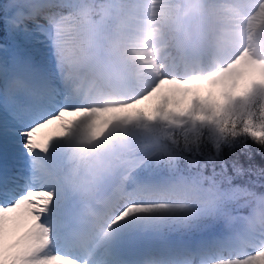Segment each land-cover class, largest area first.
Listing matches in <instances>:
<instances>
[{
    "label": "snow or ice",
    "instance_id": "snow-or-ice-1",
    "mask_svg": "<svg viewBox=\"0 0 264 264\" xmlns=\"http://www.w3.org/2000/svg\"><path fill=\"white\" fill-rule=\"evenodd\" d=\"M37 2L39 7H30L6 0L3 6L15 28L48 41L53 67L38 82L14 79L0 95V264H89L93 250L125 218L198 215L183 200L140 202L134 195L136 156L114 147L134 130L152 141L157 162L183 161L218 179L226 200L237 193L264 194L255 190L264 188V168H245L238 160L229 165L222 155L225 147L239 148L251 158L248 140L264 147V58L253 55L264 43V0H251L246 17L228 11L230 31L242 43L225 61L192 69L170 53L158 62L151 44L173 25L181 8L177 0ZM180 15L193 28L206 20L191 8ZM118 17L125 20L123 43L109 51L104 36ZM89 51L126 71H153L128 90L85 88L69 66ZM209 145L214 152L206 154ZM246 174L245 183L235 182ZM72 243L85 252L83 258L60 250ZM211 264H264V234L247 250Z\"/></svg>",
    "mask_w": 264,
    "mask_h": 264
},
{
    "label": "clouds",
    "instance_id": "clouds-1",
    "mask_svg": "<svg viewBox=\"0 0 264 264\" xmlns=\"http://www.w3.org/2000/svg\"><path fill=\"white\" fill-rule=\"evenodd\" d=\"M22 2L30 7H39L37 0ZM177 2L181 8L173 25L165 26L163 34L151 42L158 62L170 53L171 57L178 60L180 66L185 69L213 67L225 61L242 43V40L230 31L228 11L237 9L242 17H246L250 14L251 0H177ZM184 8H191L196 14H206L205 22L193 28L180 15ZM96 11H102V6H98ZM241 22L243 23V20ZM177 26L179 31L176 30ZM124 28L125 20L118 17L113 31L104 36L107 50L115 51L123 43ZM253 55L264 58V43L254 49ZM69 71L85 88L91 86L98 90H128L134 82L146 79L153 69L145 66L143 71H126L111 59L98 58L95 52L89 51L83 54L78 64L70 65ZM114 147L121 154L137 155V140L133 132L117 142ZM173 151L176 149L173 148ZM153 159L157 160L156 157ZM160 164L169 170L170 177H174L175 184L180 186V190L175 192L176 198L199 209L198 215L202 218L221 223L227 238L235 245V252L247 250L256 236L264 234V194L254 197L237 193L235 198L229 201L225 199L221 182L213 179L211 174L188 168V174L185 175L179 168V161L175 164L161 161ZM93 199L98 204L103 203L102 196L94 195ZM189 223L190 221L185 218V226ZM143 264H157V261L145 259Z\"/></svg>",
    "mask_w": 264,
    "mask_h": 264
},
{
    "label": "rangeland",
    "instance_id": "rangeland-1",
    "mask_svg": "<svg viewBox=\"0 0 264 264\" xmlns=\"http://www.w3.org/2000/svg\"><path fill=\"white\" fill-rule=\"evenodd\" d=\"M3 6L0 11V15L3 18L2 24L0 26V64H4L5 67H11V70L8 69V72L9 74H13L12 76L8 74L7 78L3 77L0 65V87H4L5 90H8L13 79L18 78L19 76L26 79H31L32 77L28 76L26 73H22L25 66L23 67V65H20V67H22L21 72L18 69H15L12 63H16L18 62L17 60H20V62H24V64L27 65L26 67H28L29 64L36 65L37 68L43 72V75L47 76L51 74L53 62L51 60V50L48 41L38 33L29 34L15 28L10 23V17L12 16V13L6 11ZM33 44L36 46L35 50L31 48ZM41 52L42 54L40 55ZM29 53H34L35 55L32 56ZM133 134L137 140V155L134 163V171L132 172L131 177L133 179L136 177V181H138L140 178L143 182L152 179L151 181L154 183H170L172 187H175V189L179 191L180 186L175 184L174 177H170L169 170L166 167L149 166L150 160L153 158L151 155L152 141L145 137L142 133L136 132L135 130L133 131ZM134 184L135 183L132 185ZM141 186L149 187L147 188L148 190L144 189L146 193H150L151 195L145 196L147 198L145 202H174L175 199L177 200L176 196H169L168 193H166L168 196L161 195L163 192L161 189L166 187H155L156 185H152L149 182H146ZM166 189L170 190L169 188ZM155 190H157V192L153 193ZM140 202L144 201L140 200ZM177 214L178 213L152 212L135 214L131 217L125 218V220L121 221L119 225L113 230L110 238L106 239L109 243V246L105 251H108L107 253L111 254L112 243L118 247L116 245L118 242L126 240V242H128L127 245L130 246V248H133L131 250L138 248V251H141V254L145 253L148 249H151L155 252H162L163 257L161 256L160 259L162 258L164 261L161 263L157 262V264H193V261L196 262L195 264H202L207 258H216L214 260H217V257L219 256L227 257L234 253L232 250L226 249L228 251L227 252L218 246V244H228L229 241L231 242L230 239L227 237L222 240L213 239L216 237V235L227 236L226 231L221 223L215 221L205 222L197 226V228L193 227L196 228L194 231H189V233H186V235H182L177 232L181 228L176 222ZM136 221L143 222L145 224L144 227L141 229H132L130 232L129 229L132 227V223ZM177 242L180 243L175 246L188 247L192 253H198L196 255L192 254V258L189 259V261H186V263L181 261H171L170 259L173 258L171 254H181L180 247H171ZM212 242L215 243L212 244ZM161 243L162 245H160ZM150 247H158L160 249H152ZM139 254L140 253H138V255ZM214 260L207 261L203 264H211V261ZM98 264H107V260L99 259Z\"/></svg>",
    "mask_w": 264,
    "mask_h": 264
},
{
    "label": "bare ground",
    "instance_id": "bare-ground-1",
    "mask_svg": "<svg viewBox=\"0 0 264 264\" xmlns=\"http://www.w3.org/2000/svg\"><path fill=\"white\" fill-rule=\"evenodd\" d=\"M31 48L33 50L36 49V46L33 44L31 46ZM25 54V53H24ZM22 54V55H24ZM31 54L32 56L35 55L34 53H29ZM42 54V52L40 53V55ZM27 55V54H26ZM49 56V55H47ZM25 57V56H23ZM18 62L16 63H12L13 66L15 67V69H18L19 71H21V68L20 65H23V67L25 66L24 70L22 73H26L28 76H34V78L36 79V76H41L43 77V72H41L39 70V68H37L36 65H33V64H29L28 67H26L27 65L24 64V62H20V60H17ZM1 65V71H2V74H3V77H8V74H9V70H11V67H5L4 64H0ZM9 69V70H8ZM20 73V72H19ZM13 74V73H12ZM12 74H9L10 76H12ZM18 75V74H17ZM20 77V76H19ZM40 77V78H41ZM23 78V77H22ZM16 79V78H15ZM14 80V79H13ZM39 81V80H38ZM37 81V82H38ZM7 90H5L4 87H0V95L4 94ZM19 156V153L17 154ZM137 161V160H136ZM19 162V160H18ZM136 177L133 179L131 177V185L133 183H135L133 186L134 188V195H136L139 200H142L145 202V200H147V198L145 196H151L150 193H146L144 189H147L149 188L148 186L146 187H142L141 185H143L144 183L146 182H149L150 184L152 185H156L155 187H166V188H169L172 192H170V190H161V191H165L169 194V196H175V192H177V190L175 189V187H172L170 185V183H154L152 182L151 180L152 179H149L145 182H143L140 178L138 179V181H136ZM168 182V181H167ZM154 183V184H153ZM140 186V187H139ZM148 190V189H147ZM154 192H157V190H155ZM163 193V192H162ZM161 195H167V194H162ZM152 194V193H151ZM160 194V193H159ZM160 196V195H159ZM168 196V195H167ZM166 196V197H167ZM161 198V197H160ZM172 200V199H171ZM176 200V199H175ZM144 223L141 222V221H136V222H133L132 223V227L129 229V231L131 232L132 229H141L144 227ZM223 235V234H222ZM130 237V236H129ZM217 237V238H216ZM214 237L213 239H218V240H222V239H225L227 236H217ZM227 240V239H226ZM129 241V240H128ZM229 241V240H228ZM106 242V244H105ZM207 242V241H206ZM216 242V241H215ZM230 242V241H229ZM128 242H126V240H123L121 242H118L116 245L119 247L120 249V254L121 255H124V254H128V253H132L133 256H137V258L135 259H131V260H122V264H143L144 260L145 259H154L155 261L161 263L162 261V258L160 259V257L163 255L162 252H155V251H152L151 249H148L146 250L145 253L140 254L138 255V253H133V252H136L137 250H139L138 248L137 249H134V250H131L133 248H130V246L127 245ZM180 242H177L175 244H173V246L171 247H175V245L179 244ZM183 243V242H182ZM189 243V242H188ZM226 243V242H225ZM113 244V243H112ZM227 244V243H226ZM136 245V244H135ZM150 245V244H149ZM162 245V243L160 244ZM158 245V246H160ZM189 245V244H188ZM225 245V244H224ZM109 246V243L107 242V240L103 241L98 247H96L93 252H92V255H91V258L89 260V264H98L99 262V259H104V260H107V264H121L119 262V256L112 258L111 259V254H108L105 250L108 248ZM161 247V246H160ZM150 248H158V247H150ZM170 248V247H169ZM196 248V247H195ZM142 249V248H141ZM147 249V248H146ZM203 249V248H202ZM61 251L65 252L66 254H69V255H73L77 258H83L85 256V252L80 248L78 247L75 243H72V244H67V245H63L60 249ZM171 250V249H170ZM174 250V249H173ZM227 251V250H225ZM228 252V251H227ZM233 252V251H232ZM192 254L194 253H191V254H185L183 253V255L181 256H177V254L173 253L171 254L173 258H171L170 260L171 261H181V260H189L191 259L192 257ZM141 255V256H140ZM196 255V254H194ZM218 255V254H217ZM140 256V257H139ZM219 256V255H218ZM163 257V256H162ZM218 259L220 258H225V257H222V256H219L217 257ZM203 259V258H202ZM216 258H207L205 261H203V263L207 262V261H210V260H214ZM133 261H135L134 263H132ZM166 263V262H164ZM186 263V262H185ZM196 263V262H195ZM202 263V264H203Z\"/></svg>",
    "mask_w": 264,
    "mask_h": 264
},
{
    "label": "trees",
    "instance_id": "trees-1",
    "mask_svg": "<svg viewBox=\"0 0 264 264\" xmlns=\"http://www.w3.org/2000/svg\"><path fill=\"white\" fill-rule=\"evenodd\" d=\"M6 0H0V11L1 8ZM2 16L0 15V26L2 24ZM248 149L250 150L251 153V158H249L248 151H241L239 148L235 150H230L229 148L225 147L223 150V158L229 161V165H231V162L234 160H238L240 164H242L245 168L252 166L253 169H259V168H264V147L259 146L258 144L253 143V141L248 140ZM205 153H213L214 149L211 148L209 145L208 147L205 148ZM149 166H154V167H164L162 166L157 160H154L153 158L150 160ZM179 168L184 171V174H188V168L184 164L183 161L180 162ZM256 177L254 175L251 176V179H255ZM249 179V175H245L242 177H238L235 182L237 183H245ZM258 193H264V188L257 187L255 189ZM176 222L178 225H180L179 231H177L179 234L186 235V233H189V231H194L197 226L205 223V222H210L212 220L202 218L199 215L193 216L189 218L188 220L190 223L185 226L184 224V216L181 214L176 215ZM196 227V228H193Z\"/></svg>",
    "mask_w": 264,
    "mask_h": 264
}]
</instances>
